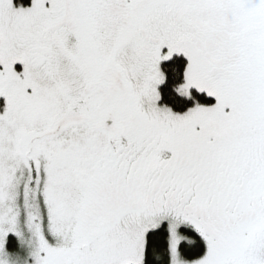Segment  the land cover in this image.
I'll return each instance as SVG.
<instances>
[{"label": "snow or ice", "instance_id": "obj_1", "mask_svg": "<svg viewBox=\"0 0 264 264\" xmlns=\"http://www.w3.org/2000/svg\"><path fill=\"white\" fill-rule=\"evenodd\" d=\"M0 264H264V0H0Z\"/></svg>", "mask_w": 264, "mask_h": 264}]
</instances>
